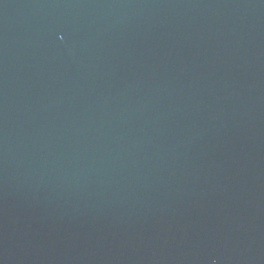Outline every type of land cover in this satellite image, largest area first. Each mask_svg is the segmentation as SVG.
Wrapping results in <instances>:
<instances>
[{
  "label": "water",
  "instance_id": "water-1",
  "mask_svg": "<svg viewBox=\"0 0 264 264\" xmlns=\"http://www.w3.org/2000/svg\"><path fill=\"white\" fill-rule=\"evenodd\" d=\"M0 264H264V0H0Z\"/></svg>",
  "mask_w": 264,
  "mask_h": 264
}]
</instances>
